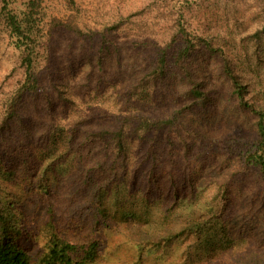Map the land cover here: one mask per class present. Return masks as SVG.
Segmentation results:
<instances>
[{
	"label": "rangeland",
	"instance_id": "obj_1",
	"mask_svg": "<svg viewBox=\"0 0 264 264\" xmlns=\"http://www.w3.org/2000/svg\"><path fill=\"white\" fill-rule=\"evenodd\" d=\"M32 3L37 6L33 11L34 59L40 89L22 99L18 108L26 116L24 125L14 123L13 128H27L21 138L39 154V163L29 165L38 166V176L47 179L49 191L26 193L30 183L21 179L26 177L21 170V186L17 185L13 191L15 200L7 197L9 204L24 206L12 217L21 231L12 234L13 240L28 254L30 264H46L55 240L77 248L73 255L76 262H81L95 247L87 264H245V257L247 262L259 256L264 258V204L260 199L263 194L257 193L261 186L255 184L252 175L246 185L232 180L231 201L219 223L223 231H213L210 240L203 238L198 244L194 238L166 242L168 232L176 233L186 224L182 215L186 211L184 206L170 212L163 208L149 209L138 202L129 187L108 195L110 229L96 228L87 209L80 217L79 210L93 203L89 194L93 184L89 192L78 190L87 178L86 171H93L99 180L103 178L94 171L96 155H85L84 172L79 171L80 161L67 155L45 176L48 165L67 153V144L60 138L50 140L46 136L56 130L55 124L66 127L68 133L75 121L94 119L79 128L84 136L86 127H94L105 118L115 121L131 112L144 110L160 116L180 110L184 103L181 92L186 85L180 72L172 69L170 88L154 83L149 77L153 58L169 44L178 15L185 17L190 32L211 38L224 48L248 87L247 100L264 110V33L259 40L254 36L263 27L264 0H8V10L21 14ZM6 13L0 3L1 117L3 104L14 98L25 80L21 55L8 37ZM54 20L71 22L83 34L78 36L62 26L51 32ZM204 64L215 77L211 81L217 90L214 105L184 115L186 122L199 124L213 138L214 165L205 170L209 175L202 185L214 186L208 178L239 174L237 158L223 148L233 139L255 141L256 118L231 99L229 81L220 72V60L206 57ZM38 139L40 142L34 143ZM86 148L87 153L95 150L91 144ZM221 160L227 163L220 168ZM237 177L242 179L241 174ZM5 179L4 186L11 190L13 185L10 183L8 187ZM213 186L199 196L208 207L216 194ZM8 194L7 190L4 197ZM125 211L135 212L139 222L121 217Z\"/></svg>",
	"mask_w": 264,
	"mask_h": 264
},
{
	"label": "trees",
	"instance_id": "obj_2",
	"mask_svg": "<svg viewBox=\"0 0 264 264\" xmlns=\"http://www.w3.org/2000/svg\"><path fill=\"white\" fill-rule=\"evenodd\" d=\"M0 3L7 12L5 21L8 37L20 53L25 69L23 86L11 101L3 104V116L0 115V264H30L28 254L17 245L12 234L21 231L12 217H15V212L22 211L24 206L19 207L17 203L9 204L7 197L15 200L13 191L17 185L21 186L19 177L21 170L26 174V177L21 179L26 178L30 183L25 188L26 193L49 191L47 179L38 176V166L31 168L29 165L31 162L39 163V154L36 150L30 149L27 146L29 143L25 144L21 138L23 133H27V128L22 130L13 128L14 123L24 125L25 115L18 108L23 103L22 99L26 94H35L40 89V77L35 72L34 59L36 18L33 11L37 6L33 3L29 4L27 12L16 14L8 10V0H0ZM262 15L263 27L254 35L257 40L264 33V6ZM186 25L188 26V22L185 17L178 15L174 20L169 44L156 52L149 73L151 81L170 88L172 69L180 72L186 84L181 92L184 103L180 110L160 116L151 115L144 110L131 112L115 121L105 118L103 122L98 121L94 127H86L84 136L83 132L81 136L79 128L94 119H87L83 123L75 121L70 125L68 133L65 131L66 127L55 124L56 130L46 135L50 136V140L58 137L67 144V153L48 165L45 176L52 173L56 164L61 163L67 155L80 161L81 172L86 168V154L98 156L94 171L103 175L102 180L95 177L93 171L87 170V178L82 181L78 190L89 192L90 185L93 184V189L89 192L93 203L89 204L88 208L80 209L79 215L82 217L87 209L92 217L91 220L95 222V227L100 230L110 229L111 212L106 204L108 195L114 190L127 187L137 195L138 202L141 201L149 209L163 208L170 212L185 207L186 211L182 212V215L186 224L176 233L168 232L165 238L167 243L194 238L195 244H198L203 242V238L210 240L213 231H223L219 223L227 214L233 179L239 180L240 185H246L252 175L255 184L258 182L261 186L257 193L263 194L260 199L264 204V110L255 107L247 100L248 87L243 83L241 75L233 68L224 48L216 45L211 38L190 32ZM61 26L78 36L83 34L82 30L71 22L63 23L59 20L53 21L51 32ZM171 52L173 53L170 54ZM206 57L220 60V72L229 81L231 99L240 109L250 111L256 118L255 141L241 142L233 139L231 144L223 148L224 151L228 150L231 153L232 158H237L236 170L239 174H233L229 178L226 176L223 179L208 178L214 186L208 183L202 185L209 175L205 170L208 166L214 165L216 154L213 152V138H210L206 129L199 124L186 122L184 115L189 111L209 109L210 104L214 105L217 90L211 81L215 77L209 74L210 67L205 65L207 62L205 66L203 65V59L205 60ZM63 102L72 101L63 99ZM52 121L54 122L53 119ZM36 142L39 143L40 140L34 141ZM87 144L95 146L92 154L87 153ZM226 163L227 161L221 160L220 168ZM240 174L241 180L237 177ZM3 178H6L4 182L8 187L11 186L10 183L13 185V190L4 186ZM210 186L215 187L216 194L212 197V206L208 207L201 203L202 199L199 196H203L202 191ZM7 190L9 194L4 197ZM122 216L127 221L138 220V215L132 211H125ZM153 240L156 242L157 239ZM52 245L46 264H87L96 250L95 247L91 248L81 262H76L73 255L77 248L74 245L61 240H55ZM259 257L250 262H247L245 257L244 263L264 264V258Z\"/></svg>",
	"mask_w": 264,
	"mask_h": 264
}]
</instances>
